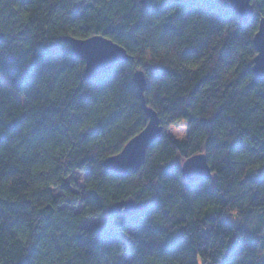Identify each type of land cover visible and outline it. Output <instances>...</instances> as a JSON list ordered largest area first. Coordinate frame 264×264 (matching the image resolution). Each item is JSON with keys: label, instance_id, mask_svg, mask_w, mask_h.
<instances>
[{"label": "trees", "instance_id": "trees-1", "mask_svg": "<svg viewBox=\"0 0 264 264\" xmlns=\"http://www.w3.org/2000/svg\"><path fill=\"white\" fill-rule=\"evenodd\" d=\"M182 3L150 18L159 6L145 0H0V264H260L264 79L252 68L264 0L246 26L227 0ZM95 35L132 60L87 80L64 38ZM146 68L164 132L120 177L104 161L148 124L134 78ZM181 119L184 141L166 133ZM201 153L213 178L187 183L181 161ZM80 173L84 197L72 192ZM123 201L145 208L85 227Z\"/></svg>", "mask_w": 264, "mask_h": 264}, {"label": "water", "instance_id": "water-1", "mask_svg": "<svg viewBox=\"0 0 264 264\" xmlns=\"http://www.w3.org/2000/svg\"><path fill=\"white\" fill-rule=\"evenodd\" d=\"M233 10L238 14L239 21L242 25L246 26L252 20L254 16V0H227ZM245 5H247L245 7ZM237 8L242 9L244 17L241 18ZM264 29V17L259 21L258 31ZM257 31V33H258ZM255 34L254 45L256 52L260 51V39ZM90 38V39H89ZM87 39H77L67 36L64 38V42L67 43L73 53L76 46L84 44L96 43L100 46H111L113 49H117L116 55L113 57L110 63L103 66L97 65L95 67L84 68V78L87 80H93L97 77L109 73L116 64L128 63L132 60V57L124 48H120V45L112 41L111 39L102 36L95 35ZM80 59V58H79ZM82 60V59H81ZM260 57H255L253 61L252 72L256 79H264V66L259 63ZM85 65L87 61L83 60ZM135 82L139 88L141 98L143 100V108L148 117L147 126L135 137H133L123 148V150L117 155L111 156L104 161L105 168L112 174L120 177H126L137 173L145 163L147 150L153 145L163 134L164 128L161 125L160 118L155 110L147 106L145 100V92L148 88L145 73L141 70H137L134 74ZM191 163L195 161V165L192 168L186 169L184 163L182 165V176L187 183H195L197 181L211 180L213 178V172L208 164L206 154H196L188 159ZM145 206L136 203L135 201H123L112 205L108 209L110 216L122 215L124 217H130L135 213L143 210Z\"/></svg>", "mask_w": 264, "mask_h": 264}, {"label": "snow or ice", "instance_id": "snow-or-ice-1", "mask_svg": "<svg viewBox=\"0 0 264 264\" xmlns=\"http://www.w3.org/2000/svg\"><path fill=\"white\" fill-rule=\"evenodd\" d=\"M155 3L159 7L156 10H149L147 11V15L152 18L153 17V11H155V14L157 16L163 17L165 13H167L170 16H175L176 13L179 11L181 7H183L182 0H145V7L146 9H150L151 4ZM247 5H245L246 7ZM237 12H239L241 18L244 17V12L242 9L237 8ZM158 23V21H157ZM153 27H156V23H153ZM257 35L260 39V51L256 53L257 57H260L259 63H261L262 66H264V29L259 30ZM81 39V38H77ZM90 39V38H89ZM120 48H123V45H120ZM117 49L111 48V46H100L96 43L92 44H84V45H78L75 48V51L73 53L74 57H78L82 60L87 61L85 67H95L97 65H105L111 62L113 57L116 55ZM24 56L28 57L29 59L33 58L32 53H24ZM44 54L37 52L36 58L42 57ZM51 55V53H49ZM255 58V57H254ZM2 60V58H0ZM142 72L147 75L148 72H152L151 69H142ZM184 166L186 169L192 168L195 165V161H191L189 163L188 160L183 161ZM261 168H264V164L260 165ZM252 171H255V169H252ZM239 213V209L236 212H233V216H237ZM264 235V234H262ZM125 238L128 240L129 244H131L133 247H135V242L132 237H128L127 233H124ZM229 240L232 239V237H228ZM259 248H257L255 245L252 247L253 254L260 260V264H264V240L258 241ZM120 255H123V253H120ZM125 264H134V261L131 259H128L125 261Z\"/></svg>", "mask_w": 264, "mask_h": 264}, {"label": "rangeland", "instance_id": "rangeland-1", "mask_svg": "<svg viewBox=\"0 0 264 264\" xmlns=\"http://www.w3.org/2000/svg\"><path fill=\"white\" fill-rule=\"evenodd\" d=\"M166 133H168L171 137H173L176 140H180V141L186 140L187 139V133H188L187 121L183 120V119L178 120L174 125H172L168 129H166ZM182 165H183V161H181V166ZM84 178H85L84 174H81V173L78 174L76 177L78 188L77 189L72 188L73 193H78L82 197H84V194H83ZM54 195L59 196L60 195L59 190L55 189ZM76 209H77V211L81 210L82 205L80 204ZM111 222H112V217L109 216L108 214H106L102 217L93 218V219L88 220L85 223V227H87L89 229H94V228H98L102 225H110ZM128 259H130V258H126L125 261Z\"/></svg>", "mask_w": 264, "mask_h": 264}]
</instances>
